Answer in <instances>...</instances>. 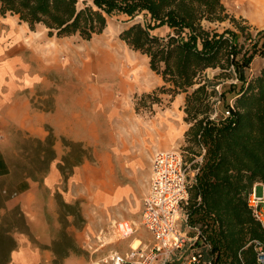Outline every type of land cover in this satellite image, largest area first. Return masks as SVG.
<instances>
[{
    "label": "rangeland",
    "instance_id": "rangeland-1",
    "mask_svg": "<svg viewBox=\"0 0 264 264\" xmlns=\"http://www.w3.org/2000/svg\"><path fill=\"white\" fill-rule=\"evenodd\" d=\"M222 2L229 14L245 20L251 35L264 31V17L249 9L252 0ZM130 23L121 16L108 17L103 32L85 41L77 36L48 37L42 27L30 31L16 16H0V94H30V108L46 113L45 139L53 140L55 159L48 171L54 170L59 181L54 196L58 231L52 248L56 254L51 264H86L110 250L125 253L131 243L133 247L135 242L136 246L139 241L147 243L141 210L154 153L179 150L188 164L185 95L157 94L159 103L149 105L146 100L144 106L136 105L142 94L160 87L161 80L151 72L145 56L119 39ZM237 43L246 44L245 49L251 44L239 33ZM263 64V58L255 57L246 77L257 75ZM226 98L231 104V96ZM221 106L216 104L217 113L223 112ZM63 110H69V115ZM53 111L60 112L52 115L54 120L49 114ZM18 118L17 114L2 116L0 123L5 126L0 151L11 162L21 161L37 139L16 129ZM66 121L71 133L61 136L56 125L67 126ZM65 158L71 164L81 158L82 163L71 173L61 172ZM60 203L70 205L71 211L65 214ZM121 222L132 228L128 238L117 234ZM49 230L53 236L54 227Z\"/></svg>",
    "mask_w": 264,
    "mask_h": 264
},
{
    "label": "trees",
    "instance_id": "trees-1",
    "mask_svg": "<svg viewBox=\"0 0 264 264\" xmlns=\"http://www.w3.org/2000/svg\"><path fill=\"white\" fill-rule=\"evenodd\" d=\"M7 14L30 31L42 27L48 37L85 41L103 32L108 17L131 22L119 39L145 56L161 80L154 92L140 96L137 107L146 100L159 103L157 94L185 95L186 157L190 170H198L189 189L190 207L197 196L201 199L190 209L193 221L211 220L210 239L220 264H239L240 252L245 264H254L252 249L243 247L250 240L264 241V230L245 198L254 183L264 184V64L255 76L246 77V70L255 57L264 59V31L251 35L245 20L229 14L222 0H0V16ZM238 33L250 41L249 48L237 43ZM216 104L223 112L217 113ZM31 142L21 161H9L10 175L0 179V189L7 181L12 187L47 173L55 159L52 137ZM63 161L59 169L69 173L82 163L81 158ZM59 206L65 214L72 209Z\"/></svg>",
    "mask_w": 264,
    "mask_h": 264
},
{
    "label": "built area",
    "instance_id": "built-area-1",
    "mask_svg": "<svg viewBox=\"0 0 264 264\" xmlns=\"http://www.w3.org/2000/svg\"><path fill=\"white\" fill-rule=\"evenodd\" d=\"M201 160L199 157L196 161ZM189 171L190 164L183 161L179 150L155 152L141 210V225L149 241H140L125 253L110 250L86 264H220L210 239L211 220L192 219L195 217L190 209L198 208L201 199L197 196L190 207L189 189L196 182L198 170H193L190 177ZM245 200L252 218L264 230V184L254 183ZM117 234L122 239L128 238L132 228L121 222ZM248 247L252 249L254 264H264V241L250 240L243 250ZM237 259L239 264H245L241 252Z\"/></svg>",
    "mask_w": 264,
    "mask_h": 264
},
{
    "label": "crops",
    "instance_id": "crops-1",
    "mask_svg": "<svg viewBox=\"0 0 264 264\" xmlns=\"http://www.w3.org/2000/svg\"><path fill=\"white\" fill-rule=\"evenodd\" d=\"M16 37L24 38L20 34ZM29 95L0 94V123L3 120L2 116L13 117L17 114L19 118L16 129L43 140L46 137L43 129L46 113L34 112L30 108L27 99ZM68 100V97H65L66 109ZM68 112L69 110L62 111L66 115H69ZM58 113L60 112L49 113L50 119L54 120L52 115ZM31 121H35L36 124H32ZM7 122L11 123L12 120L9 119ZM67 122V126L56 125L59 135L70 136L71 129ZM54 125L52 123L51 126ZM3 128L5 126H0V142L3 140L1 135ZM55 131L57 132L56 129ZM9 175V160L0 151V179ZM58 181L55 171L51 169L46 174L37 176L36 179L20 180L12 187L7 181L0 189V240L3 242L0 246V264H51L50 261L55 259V246L52 248V245L57 241L58 231L56 225L58 214L54 197ZM48 220L53 222L48 223ZM50 226L54 227L53 236L50 235Z\"/></svg>",
    "mask_w": 264,
    "mask_h": 264
},
{
    "label": "bare ground",
    "instance_id": "bare-ground-1",
    "mask_svg": "<svg viewBox=\"0 0 264 264\" xmlns=\"http://www.w3.org/2000/svg\"><path fill=\"white\" fill-rule=\"evenodd\" d=\"M249 9H251L254 14H257V15L264 17V0L263 1L262 0H252V3L249 5ZM48 57H49V55H48ZM135 243H134V247L136 246ZM139 243H140V241H139ZM132 245H133V243L131 244V246Z\"/></svg>",
    "mask_w": 264,
    "mask_h": 264
}]
</instances>
